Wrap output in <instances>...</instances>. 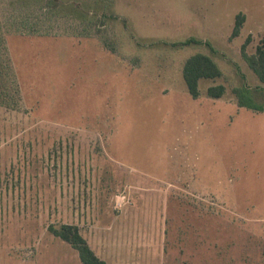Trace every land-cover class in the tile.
<instances>
[{
  "label": "rangeland",
  "instance_id": "1",
  "mask_svg": "<svg viewBox=\"0 0 264 264\" xmlns=\"http://www.w3.org/2000/svg\"><path fill=\"white\" fill-rule=\"evenodd\" d=\"M263 35L264 0H0V264H81L61 225L107 264H264Z\"/></svg>",
  "mask_w": 264,
  "mask_h": 264
},
{
  "label": "trees",
  "instance_id": "2",
  "mask_svg": "<svg viewBox=\"0 0 264 264\" xmlns=\"http://www.w3.org/2000/svg\"><path fill=\"white\" fill-rule=\"evenodd\" d=\"M67 5V4H65ZM70 5V4H68ZM63 7V6H62ZM244 22V16L238 14L235 19V25L232 35L236 36ZM31 31V30H30ZM186 42L185 44L189 43ZM245 59L250 69L255 73L258 80L264 83V35L256 46L254 54L245 55ZM182 75L189 94L196 98L199 95L198 82L200 79H214L220 75V71L210 57L203 54H195L188 58L184 63ZM224 88L221 85L209 87L207 95L211 98H218L223 95ZM235 92L240 96L239 104L241 106L256 107L259 111L264 110L263 106L248 105L238 90ZM48 231L59 240L69 244L78 254L81 264H107L98 258L88 246L86 240L81 236L78 227L72 225H61L59 227L49 226Z\"/></svg>",
  "mask_w": 264,
  "mask_h": 264
}]
</instances>
